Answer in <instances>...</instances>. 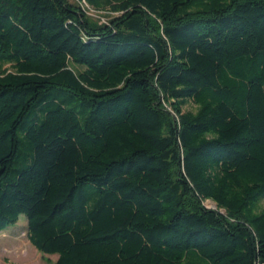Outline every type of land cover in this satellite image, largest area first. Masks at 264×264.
Instances as JSON below:
<instances>
[{
	"label": "trees",
	"instance_id": "obj_1",
	"mask_svg": "<svg viewBox=\"0 0 264 264\" xmlns=\"http://www.w3.org/2000/svg\"><path fill=\"white\" fill-rule=\"evenodd\" d=\"M263 200L264 0H0V233L25 216L56 264H264Z\"/></svg>",
	"mask_w": 264,
	"mask_h": 264
},
{
	"label": "rangeland",
	"instance_id": "obj_2",
	"mask_svg": "<svg viewBox=\"0 0 264 264\" xmlns=\"http://www.w3.org/2000/svg\"><path fill=\"white\" fill-rule=\"evenodd\" d=\"M75 2V0H70ZM88 16L100 23L107 20L108 11H95L86 7ZM5 69L10 70L6 65ZM12 71V70H10ZM184 111H193V106L187 105ZM206 208L215 209V205L210 202H204ZM264 210V200L259 203L258 211ZM56 255H44L39 253L29 242L27 236V219L25 216H19L14 226L7 228L0 233V264H56Z\"/></svg>",
	"mask_w": 264,
	"mask_h": 264
}]
</instances>
